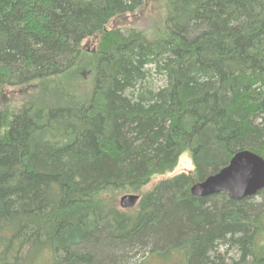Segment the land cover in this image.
I'll return each instance as SVG.
<instances>
[{
  "label": "trees",
  "instance_id": "trees-1",
  "mask_svg": "<svg viewBox=\"0 0 264 264\" xmlns=\"http://www.w3.org/2000/svg\"><path fill=\"white\" fill-rule=\"evenodd\" d=\"M244 149L264 0H0V264H264V188L191 193Z\"/></svg>",
  "mask_w": 264,
  "mask_h": 264
},
{
  "label": "water",
  "instance_id": "water-1",
  "mask_svg": "<svg viewBox=\"0 0 264 264\" xmlns=\"http://www.w3.org/2000/svg\"><path fill=\"white\" fill-rule=\"evenodd\" d=\"M263 188L264 158L252 150L244 149L236 152L226 167L195 182L191 192L196 196L227 192L230 198L241 200L256 195ZM140 199L138 193H124L119 197V205L123 209H131L137 206Z\"/></svg>",
  "mask_w": 264,
  "mask_h": 264
},
{
  "label": "rangeland",
  "instance_id": "rangeland-1",
  "mask_svg": "<svg viewBox=\"0 0 264 264\" xmlns=\"http://www.w3.org/2000/svg\"><path fill=\"white\" fill-rule=\"evenodd\" d=\"M149 80L151 81V83L153 84L154 87H157V86H160V85H163L165 84V79H164V76L160 73H156L154 70H152V72L149 74ZM191 169L193 168V164H192V161L191 159L189 158L188 155L184 154L180 160H179V165L177 167V169L175 170L176 172H179V171H185V170H188V169ZM161 177H158L157 179H160ZM258 194V193H257ZM256 194V195H257ZM228 196V195H227ZM255 196V195H254ZM255 199L256 200H260L259 197L255 196ZM223 250H225V247H223ZM231 253L230 254H234L236 255L234 249L233 250H230ZM145 254V250H141V251H134L132 254H130L129 256V259H131L132 261L134 260H139L141 259V256H143Z\"/></svg>",
  "mask_w": 264,
  "mask_h": 264
},
{
  "label": "bare ground",
  "instance_id": "bare-ground-1",
  "mask_svg": "<svg viewBox=\"0 0 264 264\" xmlns=\"http://www.w3.org/2000/svg\"><path fill=\"white\" fill-rule=\"evenodd\" d=\"M232 158H233V157H232ZM232 158H231V159H232ZM230 161H231V160H230ZM230 161H229V163H230ZM229 163H228V164H229ZM228 164H227V165H228ZM227 165H226V166H227ZM226 166H225V167H226ZM223 168H224V167H223ZM191 193H192V192H191ZM192 195H194V194H192ZM194 196H196V195H194ZM198 197H200V196H198Z\"/></svg>",
  "mask_w": 264,
  "mask_h": 264
}]
</instances>
